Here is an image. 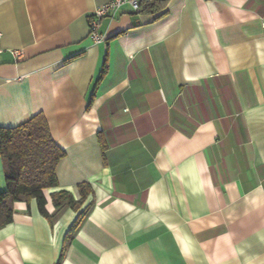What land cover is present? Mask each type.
Masks as SVG:
<instances>
[{
	"label": "crops",
	"instance_id": "0c3cea01",
	"mask_svg": "<svg viewBox=\"0 0 264 264\" xmlns=\"http://www.w3.org/2000/svg\"><path fill=\"white\" fill-rule=\"evenodd\" d=\"M109 1L0 0V127L42 113L65 152L52 216L15 202L0 264H264V0L125 3L97 44Z\"/></svg>",
	"mask_w": 264,
	"mask_h": 264
},
{
	"label": "trees",
	"instance_id": "16d2710c",
	"mask_svg": "<svg viewBox=\"0 0 264 264\" xmlns=\"http://www.w3.org/2000/svg\"><path fill=\"white\" fill-rule=\"evenodd\" d=\"M170 0H144L138 13L166 12ZM0 155L4 162L6 190L0 191V230L13 222L14 204L18 201H37L39 212L50 218L45 191L58 187L56 168L65 152L54 141L45 116L39 113L28 121L11 128L0 127ZM81 198L60 190L51 194L55 211L70 207L77 211L92 188L87 183L79 186ZM88 208L72 224L65 246L79 228ZM63 251V255L64 256Z\"/></svg>",
	"mask_w": 264,
	"mask_h": 264
},
{
	"label": "built area",
	"instance_id": "2783aa9c",
	"mask_svg": "<svg viewBox=\"0 0 264 264\" xmlns=\"http://www.w3.org/2000/svg\"><path fill=\"white\" fill-rule=\"evenodd\" d=\"M125 3L130 4L136 12L140 11V0H110L96 8L89 16V34L94 43L98 44L107 41V36L100 32L102 20L107 17L115 16ZM2 36V33H0V53L4 50L2 46ZM11 52L16 58H21L24 55L23 51L19 49H13Z\"/></svg>",
	"mask_w": 264,
	"mask_h": 264
}]
</instances>
